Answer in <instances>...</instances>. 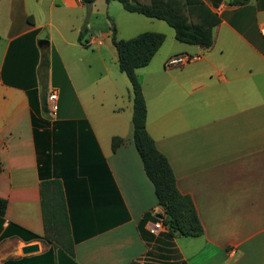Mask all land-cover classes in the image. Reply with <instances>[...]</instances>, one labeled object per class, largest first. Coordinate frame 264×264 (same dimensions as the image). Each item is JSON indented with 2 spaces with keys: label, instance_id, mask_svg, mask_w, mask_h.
Returning a JSON list of instances; mask_svg holds the SVG:
<instances>
[{
  "label": "crops",
  "instance_id": "1",
  "mask_svg": "<svg viewBox=\"0 0 264 264\" xmlns=\"http://www.w3.org/2000/svg\"><path fill=\"white\" fill-rule=\"evenodd\" d=\"M202 1L220 18L213 45L172 33L135 71L146 131L203 229L167 240L164 226L148 232L162 211L133 144L129 81L102 57L110 30L83 25L81 0H0V264H144L160 239L187 264H264V0ZM173 57L189 60L167 64ZM50 179L62 185L72 256L41 240L39 185ZM31 244L38 250L23 254Z\"/></svg>",
  "mask_w": 264,
  "mask_h": 264
},
{
  "label": "trees",
  "instance_id": "2",
  "mask_svg": "<svg viewBox=\"0 0 264 264\" xmlns=\"http://www.w3.org/2000/svg\"><path fill=\"white\" fill-rule=\"evenodd\" d=\"M96 0H81L89 6ZM117 1L124 10L137 13L148 18L165 22L174 33L176 41L188 45L201 46L208 49L213 45V28L220 18L213 13L202 0H105ZM234 3V2H233ZM83 27L78 35V41L86 33ZM165 36L161 33L143 32L130 39L116 38V30L111 27L110 41L117 55V68L123 73L130 84L132 95V127L133 144L140 157L145 175L153 185L157 205L161 208V223L166 229L165 237L173 236L196 238L202 235L203 229L189 196L181 194L176 187L175 178L165 156L154 145L146 131V105L140 82L135 71L145 67L155 52L163 44ZM47 67V59L41 64ZM29 104L36 112L37 91L35 88L26 90ZM42 110L46 111L44 97ZM121 143L120 138H112L111 148L114 151ZM41 211L43 220V237L41 240L55 242L63 246L72 256V239L69 236L67 212L62 185L57 179L41 181L39 185ZM5 201L0 199V215L4 214ZM25 239H37L33 234L22 236ZM64 237L68 238V246L64 245ZM64 239V240H63ZM179 264H187L180 261Z\"/></svg>",
  "mask_w": 264,
  "mask_h": 264
},
{
  "label": "rangeland",
  "instance_id": "3",
  "mask_svg": "<svg viewBox=\"0 0 264 264\" xmlns=\"http://www.w3.org/2000/svg\"><path fill=\"white\" fill-rule=\"evenodd\" d=\"M87 23L89 24V27L92 28L91 32L94 36H98L102 27L109 29L110 33L111 27H114L116 30V38L122 40L130 39L143 32H155L163 34L165 36V41L155 52L151 62L157 61L162 56L170 44L168 35L173 33V30L165 22L148 18L137 13H130L124 10L121 4L117 1L106 2L105 0H96L91 5L86 6L85 22L83 25H86ZM52 34L54 36V31H52ZM84 36L87 38V36H89V32L87 31ZM173 42L175 43V46H178L179 43H176V41ZM111 48L112 49L103 50L102 57L106 61L108 68L119 74L116 59L113 55L114 48ZM88 49L95 50L94 48ZM110 52H112V54H110ZM88 56L94 55L89 53ZM97 69L101 68L98 66ZM172 245L173 244L171 242L165 243L162 239L155 243V245L152 243L149 244V246H151V251L149 255L143 259L144 264H179V261H177L178 255Z\"/></svg>",
  "mask_w": 264,
  "mask_h": 264
},
{
  "label": "built area",
  "instance_id": "4",
  "mask_svg": "<svg viewBox=\"0 0 264 264\" xmlns=\"http://www.w3.org/2000/svg\"><path fill=\"white\" fill-rule=\"evenodd\" d=\"M259 32L261 33V35L264 36V25L260 27ZM189 59L186 57H173L170 58L167 61V64H184L188 61ZM56 98L55 94H50L48 96V100L53 102ZM163 229V225L161 223L160 220H158L157 222H155L154 224L150 225V227L148 228V232L151 235H156L157 233H159L161 230Z\"/></svg>",
  "mask_w": 264,
  "mask_h": 264
},
{
  "label": "water",
  "instance_id": "5",
  "mask_svg": "<svg viewBox=\"0 0 264 264\" xmlns=\"http://www.w3.org/2000/svg\"><path fill=\"white\" fill-rule=\"evenodd\" d=\"M41 45H47V41L40 40L38 42V46H41ZM158 218H159V216H158ZM37 250H38V246L36 244H31V245L23 246L22 249H21V252L23 254H29V253L35 252Z\"/></svg>",
  "mask_w": 264,
  "mask_h": 264
}]
</instances>
